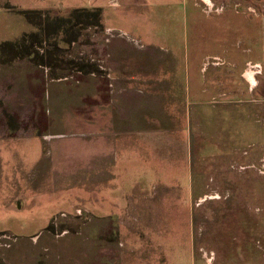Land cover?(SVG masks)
Returning a JSON list of instances; mask_svg holds the SVG:
<instances>
[{
  "label": "rangeland",
  "instance_id": "374dc122",
  "mask_svg": "<svg viewBox=\"0 0 264 264\" xmlns=\"http://www.w3.org/2000/svg\"><path fill=\"white\" fill-rule=\"evenodd\" d=\"M0 264H264V0H0Z\"/></svg>",
  "mask_w": 264,
  "mask_h": 264
},
{
  "label": "crops",
  "instance_id": "0c3cea01",
  "mask_svg": "<svg viewBox=\"0 0 264 264\" xmlns=\"http://www.w3.org/2000/svg\"><path fill=\"white\" fill-rule=\"evenodd\" d=\"M125 75H126V79H125V83H126L125 89L126 90L119 92L118 95L116 94L117 95L116 97L121 98L123 100V102L126 101L127 103L129 101H132L133 97H134V99L137 97L142 99V96H143V98H146V96H148V92L151 91V86L148 85L151 83L149 81V80H151V78H149L146 74V78L143 81L137 80V79H141V78L137 77V75L136 76L134 75L133 69H130L129 71H128V69H126ZM118 81L119 80H117V82ZM139 87H142V88L144 87L146 90L143 91L142 93L141 92L137 93V91L135 92L134 89L139 88ZM126 102H124V103H126ZM128 119L126 118L127 122H128ZM129 123H130V121H129Z\"/></svg>",
  "mask_w": 264,
  "mask_h": 264
},
{
  "label": "bare ground",
  "instance_id": "6f19581e",
  "mask_svg": "<svg viewBox=\"0 0 264 264\" xmlns=\"http://www.w3.org/2000/svg\"><path fill=\"white\" fill-rule=\"evenodd\" d=\"M251 76V75H250ZM253 77V76H252ZM254 79V78H253ZM251 81H253V80H251ZM254 82V81H253Z\"/></svg>",
  "mask_w": 264,
  "mask_h": 264
}]
</instances>
